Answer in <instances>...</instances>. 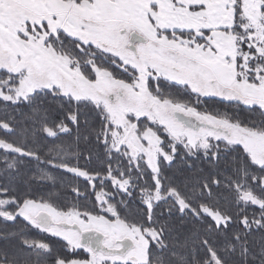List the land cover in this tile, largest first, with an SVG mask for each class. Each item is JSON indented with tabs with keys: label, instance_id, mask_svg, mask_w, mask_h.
<instances>
[{
	"label": "snow or ice",
	"instance_id": "1",
	"mask_svg": "<svg viewBox=\"0 0 264 264\" xmlns=\"http://www.w3.org/2000/svg\"><path fill=\"white\" fill-rule=\"evenodd\" d=\"M0 264H264V0H0Z\"/></svg>",
	"mask_w": 264,
	"mask_h": 264
},
{
	"label": "trees",
	"instance_id": "2",
	"mask_svg": "<svg viewBox=\"0 0 264 264\" xmlns=\"http://www.w3.org/2000/svg\"><path fill=\"white\" fill-rule=\"evenodd\" d=\"M209 108H212V107H219V105H212V104H208L207 105ZM81 165H83V161H81ZM81 182H83V179L81 178ZM68 200L70 201L71 200V194L68 195ZM91 205V201L89 202V206Z\"/></svg>",
	"mask_w": 264,
	"mask_h": 264
},
{
	"label": "rangeland",
	"instance_id": "3",
	"mask_svg": "<svg viewBox=\"0 0 264 264\" xmlns=\"http://www.w3.org/2000/svg\"><path fill=\"white\" fill-rule=\"evenodd\" d=\"M83 179V178H82ZM54 239H58V238H54ZM60 243H64V242H60Z\"/></svg>",
	"mask_w": 264,
	"mask_h": 264
}]
</instances>
